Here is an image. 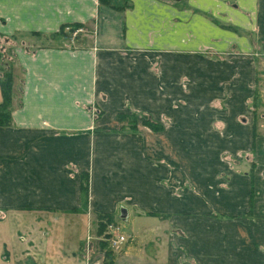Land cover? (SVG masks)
I'll use <instances>...</instances> for the list:
<instances>
[{"label":"rangeland","instance_id":"rangeland-1","mask_svg":"<svg viewBox=\"0 0 264 264\" xmlns=\"http://www.w3.org/2000/svg\"><path fill=\"white\" fill-rule=\"evenodd\" d=\"M166 1L175 9L187 10L193 16L192 25L199 16L217 20L227 43L232 34L239 39L215 50L200 46L188 31L187 46L172 48L169 56H132L121 83L116 79L99 100L85 105L92 123L82 130L58 134L71 136L68 149L73 156L87 160L88 173L83 174L88 175V182L92 174L102 185L112 186L117 172L137 170L142 183L139 191L147 192L150 169L167 167L172 208L179 210L183 207L180 204L187 203V210L169 216H178V220L168 222L167 216L151 223L164 229L169 225L171 243L180 246L181 253L188 252L183 249L187 246L213 249L181 254L189 256L191 264H199V260L202 264H261L264 216L253 206V185L260 171L264 180V0H248L247 7L239 0H218V18L201 10L197 0ZM49 42L32 36L9 40L0 36V80L11 71L13 80L15 77L20 83L17 51L35 50ZM247 128L255 130L250 141L243 139ZM244 194L248 198L245 205ZM232 196L234 207L230 205ZM76 214L49 213L48 219L38 223L40 233H47L38 244L48 241L62 254L67 252L50 264H84V260L107 264L98 243L105 241L112 254L119 251L112 250L105 238L96 237L94 213L90 217ZM14 215L5 212L2 218L0 212V248L10 252L22 243L23 224L17 223ZM200 215L203 218H198ZM148 223L142 221L143 226ZM127 224L131 223L122 217L111 227L130 239ZM136 241L132 237L131 244ZM77 252L80 263L71 261L72 253Z\"/></svg>","mask_w":264,"mask_h":264},{"label":"crops","instance_id":"crops-1","mask_svg":"<svg viewBox=\"0 0 264 264\" xmlns=\"http://www.w3.org/2000/svg\"><path fill=\"white\" fill-rule=\"evenodd\" d=\"M239 1L244 6L249 4L248 0ZM124 2L111 0L114 7H110L100 5L98 0H0L3 39L32 36L50 41L35 50L21 49L16 53L22 79L20 83L15 77L13 80L12 123L0 128V212L2 218L5 212L15 214L14 219L23 224V230L19 238L22 243L11 252L0 248V264H50L64 256L66 251L62 254L48 241L38 244L47 235L40 233L38 223L48 219L49 213L57 212L86 217L92 213L108 214L116 221L122 218L121 211L125 212L124 217L131 223L127 224L131 238L119 252L113 251L107 264H191L187 261L189 256L181 254L213 250L195 245L183 247L188 252L181 253L180 246L171 243L170 226L164 229L160 225V229L151 223L167 216L168 222L175 221L178 216L172 219L169 216L187 210V203L180 204L183 207L179 210L172 208L170 172L165 166L162 170L150 169L147 192L139 191L142 183L137 170L117 172L112 186L102 185L91 174L86 207L82 206L80 178L88 173V162L73 156L68 149L71 136L58 132L82 130L92 123L84 111L85 105L99 100L101 93L117 83L116 79L121 83L132 56L168 55L172 48L187 46L188 31L195 35L200 46L215 50L238 38L232 34L227 43L217 20L199 16L192 25L193 16L187 10L175 9L166 0H127L129 7L119 9ZM197 3L204 12L219 17L218 0H197ZM75 24L84 30L76 38H49L62 27L68 31L67 27ZM242 42L249 45L245 38ZM16 98L18 101L14 103ZM243 137L250 141L252 129L244 130ZM259 173L254 179L253 206L263 217L264 180ZM242 198L245 205L246 194ZM230 205L235 206V199ZM142 221L150 224L143 226ZM116 230L110 225L103 236L96 237L104 238ZM132 237L137 238L134 244ZM77 254L72 253L71 261L80 263L81 254ZM210 260L213 262L212 256Z\"/></svg>","mask_w":264,"mask_h":264},{"label":"trees","instance_id":"trees-1","mask_svg":"<svg viewBox=\"0 0 264 264\" xmlns=\"http://www.w3.org/2000/svg\"><path fill=\"white\" fill-rule=\"evenodd\" d=\"M98 2L100 5L114 7L111 4V0H98ZM128 7H129V4L127 0H125L124 4L119 9L123 10ZM67 28H69L68 31H65V27H62L57 33L50 35L49 38L50 39H54V38L66 39L67 37L72 38L71 37L72 32L82 27L79 24H75L70 27L68 26ZM35 35L39 36L38 34H35ZM0 98H1L0 100V128L8 127L12 123L11 112H12V101H13V73L11 71L5 72L4 78L0 80ZM254 137H255V130L253 128L252 138ZM81 176H82L81 178L82 182L80 184V191L82 195V206L85 208L86 203H87V195H88V175L82 174ZM96 217L98 220L96 234L97 236L100 237L104 235L107 227L113 224L115 220L112 215H108V214H101V215L99 214V215H96ZM106 237L107 235L104 238ZM99 248L100 250L104 251L105 257L107 261L109 262V260L111 259L112 253L110 252L111 250L110 251L106 250L105 241L99 242Z\"/></svg>","mask_w":264,"mask_h":264},{"label":"built area","instance_id":"built-area-1","mask_svg":"<svg viewBox=\"0 0 264 264\" xmlns=\"http://www.w3.org/2000/svg\"><path fill=\"white\" fill-rule=\"evenodd\" d=\"M82 32H84L82 28L76 29L72 32L71 37L74 38ZM105 240L109 243V246L112 250L120 251L122 246L129 241V236L120 234L117 231H111L109 234H107Z\"/></svg>","mask_w":264,"mask_h":264},{"label":"water","instance_id":"water-1","mask_svg":"<svg viewBox=\"0 0 264 264\" xmlns=\"http://www.w3.org/2000/svg\"><path fill=\"white\" fill-rule=\"evenodd\" d=\"M121 213H122V217H124L126 215L124 211H121Z\"/></svg>","mask_w":264,"mask_h":264}]
</instances>
